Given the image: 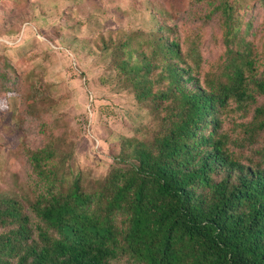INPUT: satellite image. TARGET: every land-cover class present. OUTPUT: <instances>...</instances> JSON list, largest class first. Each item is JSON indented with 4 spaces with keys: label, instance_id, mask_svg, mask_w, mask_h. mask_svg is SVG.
I'll use <instances>...</instances> for the list:
<instances>
[{
    "label": "trees",
    "instance_id": "1",
    "mask_svg": "<svg viewBox=\"0 0 264 264\" xmlns=\"http://www.w3.org/2000/svg\"><path fill=\"white\" fill-rule=\"evenodd\" d=\"M245 1L190 0L216 27L211 61L198 27L179 37L157 16L124 33L119 51H135L114 68L154 130L103 177L69 171L67 137L39 124L40 144L21 146L32 199L0 193V264H264V60Z\"/></svg>",
    "mask_w": 264,
    "mask_h": 264
},
{
    "label": "rangeland",
    "instance_id": "2",
    "mask_svg": "<svg viewBox=\"0 0 264 264\" xmlns=\"http://www.w3.org/2000/svg\"><path fill=\"white\" fill-rule=\"evenodd\" d=\"M189 2L0 0V193L25 205L32 199L21 146L40 144L41 122L67 137L66 166L87 185L112 167L124 140L150 142L149 110L135 102L114 62L135 51V42L119 51L124 33L153 31L157 16L176 23L179 37L200 28L204 60H213L220 50L211 42L216 27L189 16ZM245 5L244 19L264 60V0ZM228 126L230 121L222 129Z\"/></svg>",
    "mask_w": 264,
    "mask_h": 264
}]
</instances>
